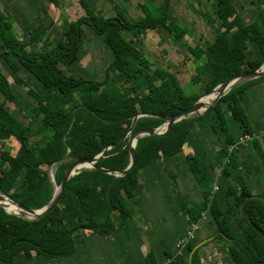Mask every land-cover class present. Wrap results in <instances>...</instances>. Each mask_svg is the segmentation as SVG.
<instances>
[{
    "label": "trees",
    "instance_id": "obj_1",
    "mask_svg": "<svg viewBox=\"0 0 264 264\" xmlns=\"http://www.w3.org/2000/svg\"><path fill=\"white\" fill-rule=\"evenodd\" d=\"M142 1L144 15L137 20L117 5L115 16L104 17L82 2L85 12L73 13L53 42L44 39L52 20L47 25L36 14L0 8V63L33 103L27 106L0 71V142L10 136L18 143L14 155L1 157L0 191L17 204L42 209L55 194L49 169L60 185L76 160L103 154L96 169L69 179L46 216L28 220L0 206V264L34 256L46 262L69 258L78 253L83 233L115 236L132 220L141 181L172 165L185 167L193 180L188 178L200 186L201 200L189 205L181 199L186 204L179 212L189 221L183 233L180 225L173 232L179 235L175 247L170 240L163 242L160 255L149 251L138 264L169 259L168 264H203L201 243H219L223 264L264 263V194H256L252 183L264 176V112L256 118L257 112L246 105L248 93L264 76L237 83L204 115L175 123L166 135L139 137L136 164L122 174L131 163L130 133L161 128L217 85L264 65V0H248L253 7L248 20L237 0H206L204 16L217 32L211 42L188 46L197 65L193 81L203 90L191 95L177 73L156 65L137 45L150 31L163 29L183 42L190 30L173 16V0ZM48 2L60 5V0ZM88 33L110 52L102 79L82 64ZM252 94L257 98L256 91ZM7 102L15 105L13 111ZM246 135L262 137L240 144ZM195 222L200 231L175 257L178 241ZM203 229L209 237L199 235Z\"/></svg>",
    "mask_w": 264,
    "mask_h": 264
},
{
    "label": "rangeland",
    "instance_id": "obj_2",
    "mask_svg": "<svg viewBox=\"0 0 264 264\" xmlns=\"http://www.w3.org/2000/svg\"><path fill=\"white\" fill-rule=\"evenodd\" d=\"M15 1L16 0L9 1L8 7L10 8L11 4H14ZM237 1L239 2L240 7L242 6V8H239L242 16L247 20L250 19L253 14V7L251 3L248 0ZM2 2L4 1L0 0V8L3 7ZM24 2L28 5L26 4V11L23 12L36 14L34 17H37L38 15L40 23L49 25L50 20L53 21V27L48 31L49 35L46 33L44 38H49L50 42H53L55 39H59L61 37L65 28L64 26L70 23L73 13H75V15H82L85 12L82 2L85 6H89L92 12V8H94L96 12L100 13L104 17L116 15L114 5H117L121 9L125 10L131 20H137L139 17L144 15V11L140 7V4L143 2L142 0H60L59 7L50 5L48 0H23L22 3ZM204 3H206V0H173V16L178 23L186 26L191 32V34L184 38L183 42H178L174 34H170L163 29L150 31L143 38L137 40V45L144 51L145 55L152 62L168 69L171 72L177 73L185 92L189 95L201 93L203 90L193 81L197 74V65L194 62V57L188 50V46L194 47L197 43L203 45L206 41L211 42L214 40L217 32V26L211 23L204 16ZM29 4H31L32 8ZM35 9H37V12ZM10 11L14 13L13 9H10ZM28 16V19L31 17L34 18L33 15ZM34 22L35 21H33V23ZM21 32V29L17 31L19 36ZM84 50L85 53L83 54L82 60L83 66H86L88 70H90L89 72L91 74H95L99 79H102L103 71L110 61V52L105 48L99 38H96L89 33L86 36ZM0 71L9 82V85L14 93L21 98L27 106H32L33 103L27 94L26 88L20 87L15 83L12 74L2 63H0ZM241 82L244 81H240L238 83ZM219 86L220 85L214 87L211 92L219 88ZM253 91H256L257 98H254V95L252 94ZM209 95L206 94L203 97L207 98ZM0 101H4L1 94ZM246 105L248 108L254 109V111L258 112V114L264 112V82L255 86L248 93ZM7 106L11 111L15 109V105L12 102H7ZM250 113L252 114L251 120L254 122L255 117L252 111H250ZM132 136L133 134L130 133L128 135V139L130 140ZM130 144L133 145V142ZM17 150V141L13 137L4 136L0 142V167H4L5 165L1 158L3 157L2 155H5V158H8L6 155L8 156L10 154L12 156V154L14 155ZM184 169L185 167L172 165L171 167H168L166 171L161 173L162 175L160 174L159 178L151 181L152 189H150L148 193H144V197L139 200V204H137L134 208L135 213L132 220L128 222L129 226H132L131 224H133L136 228L138 223L141 221L140 219H151V221L147 222L146 226L153 229L154 241L158 243L160 241H169V238L173 236L172 232H175V229L178 228L182 219H186L182 216V213L179 212L180 206L186 204L183 203L184 201L188 202L190 205L191 200L194 202L197 198H199L198 192L200 190V186H198V184L194 181L195 185L190 181H183L186 177H190L193 180L192 176H188ZM49 174L56 192L59 185L55 182L54 170L52 168L49 169ZM263 179L264 176L263 178H260L259 183L261 184V187L255 186L254 188L256 194H260L261 188H264ZM252 183L254 182L252 181ZM190 189L194 192L190 191ZM0 194L5 197L2 193ZM192 196L196 197V199H193ZM178 198H180V201ZM182 198L185 199L183 202L181 201ZM9 200L14 203L11 199ZM144 201H147L148 206L142 204ZM19 213L22 216L24 215L31 218L30 215L24 214L21 211ZM10 214L14 215L15 213ZM141 222L143 224L144 220ZM78 259L79 257L77 260ZM220 259L221 258L219 257H212V260L207 258L204 264H223V261ZM70 261V263H72V259ZM15 264L28 263L22 262L21 259H18Z\"/></svg>",
    "mask_w": 264,
    "mask_h": 264
},
{
    "label": "crops",
    "instance_id": "obj_3",
    "mask_svg": "<svg viewBox=\"0 0 264 264\" xmlns=\"http://www.w3.org/2000/svg\"><path fill=\"white\" fill-rule=\"evenodd\" d=\"M3 7L7 10H15L18 9L22 13L26 14L23 11H26V2L22 3L23 0H16L14 4L12 3L10 8L8 7V2L13 0H2ZM21 1V2H20ZM28 5V4H27ZM31 7V4H29ZM256 113V112H255ZM256 118H258V112L255 114ZM151 173V172H150ZM149 173V175H150ZM146 176L144 180V184H142V191L140 192V197H138L137 201L134 202V208L139 204V200L144 197V193H148L150 189H152L151 181L156 178H159L160 175L153 172L150 176ZM253 185L260 186L259 180L257 178H253ZM183 181H190L195 185L191 179L186 177ZM193 185V187H194ZM192 191V189H190ZM194 192V191H192ZM199 198L196 201L201 200V191L199 190ZM260 194H264V188H261ZM196 199V197H193ZM191 198V199H192ZM192 202V201H191ZM141 204V203H140ZM142 204L148 206L147 201H144ZM139 220V219H138ZM144 220L143 224L140 221L136 228L133 224L132 226H123L120 232H118L113 237H102L100 235L87 233L86 235L83 233L81 236L83 240L79 243L78 253L73 257L61 258V259H53L51 261L46 262L38 256H34L32 260L27 261L28 264H138L139 261H142L143 258L148 254L149 251H155L156 254L160 255V247L162 246L163 241L159 243L154 241V232L153 229H150L147 225L148 221L151 219H140ZM186 221V222H185ZM189 219H184L180 222V230L182 233L185 231L186 227L185 223H188ZM173 235V232H172ZM201 237H207L209 233L203 229L199 234ZM174 236V237H173ZM173 236L169 238L171 241L172 249L175 247V242L179 238L178 233H175ZM209 237V236H208ZM169 241V242H170ZM205 243V241H204ZM166 244V243H165ZM203 243L199 244L198 248L201 249L202 263L204 264L207 258L212 260V257L218 258L220 257L219 250H224L219 243H210L206 246H202ZM128 254V255H127ZM79 259L77 260V258ZM227 257V255H224ZM72 259V263H70ZM22 262H25L22 260Z\"/></svg>",
    "mask_w": 264,
    "mask_h": 264
},
{
    "label": "water",
    "instance_id": "obj_4",
    "mask_svg": "<svg viewBox=\"0 0 264 264\" xmlns=\"http://www.w3.org/2000/svg\"><path fill=\"white\" fill-rule=\"evenodd\" d=\"M263 68H264V65L256 72L240 74V75L230 79L229 81L221 84L220 86L228 87L229 85H231V87H233L234 85H236L240 81L253 80V79L259 78L261 76H264ZM213 92H211V93H213ZM211 93H209V94H211ZM224 94L225 93L222 92L203 113L199 112L201 107H202V105L200 103L201 99L203 98L202 97L194 105H192L190 108L183 110V111L177 113L176 115H173V116L167 118L166 123L161 128L155 129V130H141V131L136 132L132 136V138L129 140V143L135 141V144H133V145L130 144V146H131V163L128 166V168L122 172V174H128L134 168V166L136 164L135 148L137 145V139L139 137L149 136V135L163 136V135L168 134V132L171 130L172 126L175 123H177L183 119H186L188 117L204 115ZM102 157H103V154L99 155L95 159H78V160H76L68 168V170L64 174L62 182L59 185V188H60L59 192H55L53 199L51 200V202L46 207L39 209V210H33V209L24 207V206L14 202L17 205V207L21 210V212H23L24 214L30 215L31 218H28L27 216H24V215L22 216V215L16 214V213L14 215L23 217V218L28 219V220H36V219H40V218L46 216L58 205V203L62 197L63 191H64L66 184L69 181V179L71 177L79 174L80 171H82V170L96 169V162ZM0 193H2V192L0 191ZM3 195L6 198L10 199L5 194H3ZM1 198H2V195L0 194V199ZM0 206L3 207L7 213L10 214V212L7 210L5 205L0 203ZM257 264H264V263H257Z\"/></svg>",
    "mask_w": 264,
    "mask_h": 264
},
{
    "label": "built area",
    "instance_id": "obj_5",
    "mask_svg": "<svg viewBox=\"0 0 264 264\" xmlns=\"http://www.w3.org/2000/svg\"><path fill=\"white\" fill-rule=\"evenodd\" d=\"M262 136H264V132H263ZM262 136L246 135L244 138L241 139L240 144L246 145V144L252 142L255 138L259 139ZM218 173H219V171H218ZM215 190H217V186H215ZM205 215L206 214L204 213V217H205ZM199 231H200V223L199 222L192 223V225L188 228L186 235L178 241V243H177V250L178 251H177L175 257H177L178 255H181L183 249L196 238ZM170 261H171V259H169L165 264H168Z\"/></svg>",
    "mask_w": 264,
    "mask_h": 264
},
{
    "label": "bare ground",
    "instance_id": "obj_6",
    "mask_svg": "<svg viewBox=\"0 0 264 264\" xmlns=\"http://www.w3.org/2000/svg\"><path fill=\"white\" fill-rule=\"evenodd\" d=\"M264 70V68H263ZM231 89V85H229L228 87H224V86H219V88H217L213 93H211L207 98H204L200 101L202 107L200 109V113H203L213 102L214 100L222 93V92H226L229 91ZM133 144H135V141H133ZM52 173V172H51ZM60 188L57 187L56 192H59ZM0 203L5 205L7 210L10 213H16V214H20L19 212L21 211L17 205L15 203L10 202V200L6 197H3L0 199Z\"/></svg>",
    "mask_w": 264,
    "mask_h": 264
}]
</instances>
